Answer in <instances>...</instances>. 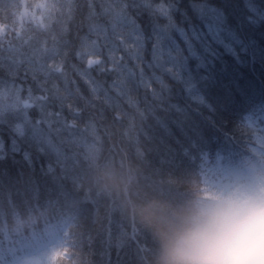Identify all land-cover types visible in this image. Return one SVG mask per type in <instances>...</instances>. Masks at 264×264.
<instances>
[{"label": "trees", "instance_id": "16d2710c", "mask_svg": "<svg viewBox=\"0 0 264 264\" xmlns=\"http://www.w3.org/2000/svg\"><path fill=\"white\" fill-rule=\"evenodd\" d=\"M88 2L0 0L9 33L34 7L42 39L40 65L25 63L26 70L16 60L18 48L10 50L14 59L0 65V87L27 83L24 91L52 96L55 84L66 104L79 106L84 119L76 124L86 129L47 175L50 157L31 138L13 144L10 122L20 114L0 116V264H25L33 249L54 243L50 258L38 255L42 264H155V226L163 227L201 185L225 187L223 179L243 163L264 160V0H91V16ZM109 8L134 21L143 38V48L133 45L124 27L127 46L115 50L117 89L107 72L88 71L77 55L85 38L98 39L90 27L112 20ZM26 31L19 32L21 42ZM157 42L179 78L146 67ZM58 63L62 74L40 72ZM79 70L101 90L93 94ZM64 114L72 120L67 108ZM261 175L257 170L237 185ZM109 218L123 225L114 227L110 249Z\"/></svg>", "mask_w": 264, "mask_h": 264}, {"label": "clouds", "instance_id": "9594fccd", "mask_svg": "<svg viewBox=\"0 0 264 264\" xmlns=\"http://www.w3.org/2000/svg\"><path fill=\"white\" fill-rule=\"evenodd\" d=\"M155 230V264H264V183L201 185Z\"/></svg>", "mask_w": 264, "mask_h": 264}, {"label": "snow or ice", "instance_id": "6c2138e0", "mask_svg": "<svg viewBox=\"0 0 264 264\" xmlns=\"http://www.w3.org/2000/svg\"><path fill=\"white\" fill-rule=\"evenodd\" d=\"M87 7L90 10V16L94 15V5L89 0ZM108 14L112 15V20L107 26H91L89 31L94 34L98 39L93 40L91 44L88 43L87 38L84 39L81 45V50L77 53L78 56L83 58L85 54L87 55H99L103 48L107 47L109 51H115L119 47H126V36L124 32V27L126 25H133L134 21L128 20V18L120 12H116L114 15L109 8ZM133 32L137 36V45L143 48V44L140 40L142 32L138 28H133ZM129 36L132 33L128 34ZM137 59H142L137 56ZM4 61L0 59V65ZM87 65L91 68L93 65H100L101 70H105V66L101 63L99 59H87ZM119 67V66H118ZM147 68L162 71L169 77L179 78V73L174 64L169 63L168 56L165 54L164 50L160 47L159 42L153 45V55L152 62L146 65ZM41 73L45 76H53L55 74H62L61 64L58 63L54 67L48 66L40 69ZM81 76H88V73L80 72ZM131 75V74H129ZM90 79L91 92L93 94L101 90V86L96 83L95 80ZM140 79L143 81V72L140 74ZM154 80H158V77H153ZM145 87H148L146 81H143ZM67 84V81H65ZM112 87H116L114 84ZM54 94L52 96L41 94L38 97H33L31 89L28 90V101L24 104V111L20 114L16 121L10 122L11 130L14 134L13 144L17 145L20 141L31 138L37 145L38 151L50 157L46 174L52 175L56 172L57 166L62 165L63 161L66 160L70 155L69 145L73 144L76 137L80 135L86 129H79L77 127L76 121L83 120L84 117L80 111L79 106L73 107L72 104H66L65 98L58 95L59 89L55 84H53ZM43 92H47V89H43ZM72 93H69L71 96ZM157 94L152 93L155 97ZM105 99H111L108 95V90H104ZM59 100L58 105L55 101ZM39 110V118L33 120L31 118V109ZM65 108L69 110L72 115V120L65 116ZM114 119L119 120V116H115ZM91 118H89V122ZM5 121L0 118V123ZM3 146L0 145V151H2ZM123 230V225L119 222H114L109 218L106 222V227L104 229L105 242L107 247L110 249L112 247V235L113 229Z\"/></svg>", "mask_w": 264, "mask_h": 264}, {"label": "flooded vegetation", "instance_id": "af4514ba", "mask_svg": "<svg viewBox=\"0 0 264 264\" xmlns=\"http://www.w3.org/2000/svg\"><path fill=\"white\" fill-rule=\"evenodd\" d=\"M27 13L23 15V21L20 23L18 28L21 31H26L24 28L26 25L27 27H31L29 29V32L26 31L25 40L22 39L21 45L25 48L19 53V56L17 58L20 62H36L41 58V36L38 31V28L40 26V17L33 16L31 13V10H27ZM27 20L28 23H25L24 21ZM32 20L35 21V23H32ZM3 27L8 28V18L3 20ZM17 32L12 34H6L3 30H0V50H3L6 54H8L10 50L9 43L12 39L11 35L16 34ZM26 44V45H25ZM24 82V81H23ZM26 99L28 100V96H26Z\"/></svg>", "mask_w": 264, "mask_h": 264}, {"label": "rangeland", "instance_id": "374dc122", "mask_svg": "<svg viewBox=\"0 0 264 264\" xmlns=\"http://www.w3.org/2000/svg\"><path fill=\"white\" fill-rule=\"evenodd\" d=\"M126 29H128V26H127ZM136 41H137V36H135V42ZM3 105L4 104H2V106ZM20 105H22V102H20V96L17 93V95L14 97V99L9 102V106H11V107H17L18 106L19 107ZM260 183H264V181L263 182H260ZM57 245H54V246L51 247V251L47 252L48 255H50L52 253V251L55 250V248H56ZM27 264H41V261L40 260H37V259H32V260H29ZM45 264H46V262H45Z\"/></svg>", "mask_w": 264, "mask_h": 264}]
</instances>
